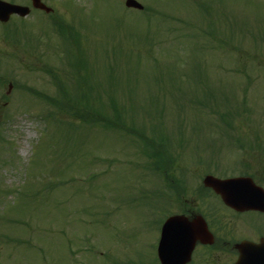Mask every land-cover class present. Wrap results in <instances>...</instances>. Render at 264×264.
<instances>
[{
    "label": "rangeland",
    "instance_id": "1",
    "mask_svg": "<svg viewBox=\"0 0 264 264\" xmlns=\"http://www.w3.org/2000/svg\"><path fill=\"white\" fill-rule=\"evenodd\" d=\"M136 1L150 13L123 0H44L51 13L32 9L0 24V264H155L156 219L185 199L203 208L212 195L203 194L204 176L235 168L222 167L233 158L234 127L264 146V0ZM60 24L80 42L89 106L101 101L108 113L114 99L136 135L168 137L165 173L143 166L140 141L122 126L74 122L81 128L70 135L48 127L38 95L55 94L52 75L67 88L78 79L67 60L78 48L60 37ZM174 176L179 187L169 193ZM220 257L196 252L191 264Z\"/></svg>",
    "mask_w": 264,
    "mask_h": 264
},
{
    "label": "flooded vegetation",
    "instance_id": "2",
    "mask_svg": "<svg viewBox=\"0 0 264 264\" xmlns=\"http://www.w3.org/2000/svg\"><path fill=\"white\" fill-rule=\"evenodd\" d=\"M236 150L242 153L238 163L232 172H223L220 177L244 180L241 184L243 186L238 189L240 200L255 201L261 204L264 199L261 192V190L264 191V146H244L237 147ZM244 152L250 153L254 161L250 162L246 159ZM202 198L205 201L203 208H199L197 200L193 199H185L181 204L173 205L175 206L173 214L184 216L189 221L202 217L212 235L210 245L196 242L190 261L193 260L196 252L203 255L211 250L219 253L221 257L218 261L222 264H234L243 255L244 251L240 250L239 246L242 243L249 242L264 247V211L260 209L262 205L256 209H245L243 206H228L214 194L211 196L208 194ZM217 212L220 216L216 219L214 216ZM200 264H203L201 259ZM207 264L216 263L210 261Z\"/></svg>",
    "mask_w": 264,
    "mask_h": 264
},
{
    "label": "trees",
    "instance_id": "3",
    "mask_svg": "<svg viewBox=\"0 0 264 264\" xmlns=\"http://www.w3.org/2000/svg\"><path fill=\"white\" fill-rule=\"evenodd\" d=\"M246 2L254 4L256 1L247 0ZM61 25L62 24H60V27L58 28L59 32L61 34H64L65 32L68 35H70L71 28L68 27V29H65V27L63 25L62 27ZM73 35L74 34H71L70 37H73ZM127 53L128 55H131V54L133 55V54H137L138 51H134L132 48H129L127 50ZM83 63H84V58L78 61L77 64L79 68L82 67ZM52 76L55 77L57 80L55 84H56L58 91L62 95V99L60 101L56 99H52L51 101H49L51 103L50 105L53 111L46 114L45 117L47 119L53 120V121L58 120L60 121V125L61 124L68 125V129L66 130L67 131L66 133H69L70 130L74 128V122L81 123L80 125L90 124L89 126H93L96 124H101L104 128L111 127L112 125L111 123H113V121L109 118V115L104 112L103 106H102L103 104L100 103V106H89L88 102L86 103L83 102L84 98L88 97V93H89L88 89L82 90L78 95L75 96L74 100H72V98L67 95V91L65 90V88L60 84L59 77L54 76V75ZM82 80H83V77H80V81ZM77 84L79 88H81L80 83L77 82ZM112 108L115 114L114 116L117 117V119H120L122 112L119 113L118 109L115 106H112ZM56 113H61L65 117L69 118L68 121H63L60 118H57ZM112 126H115V125H112ZM124 128L128 131L132 130L129 126H126V125L124 126ZM136 136L140 140V143L142 144V148L145 149V152L149 150L151 151L148 157L151 159H156V161L158 162L157 164L159 165V163L162 161L159 155H161L162 153L161 150L163 149L165 150L163 139L160 138L158 142L157 141L154 142L152 139H148L144 137L143 135H140V136L136 135ZM158 147H161V148L159 149ZM166 163L171 164L172 160L171 161L168 160ZM157 169L162 171L163 167L160 165V166H157ZM165 172L166 170H164V173Z\"/></svg>",
    "mask_w": 264,
    "mask_h": 264
},
{
    "label": "water",
    "instance_id": "4",
    "mask_svg": "<svg viewBox=\"0 0 264 264\" xmlns=\"http://www.w3.org/2000/svg\"><path fill=\"white\" fill-rule=\"evenodd\" d=\"M31 1H32L33 8L43 10L46 13L50 12V9L47 8L46 6H44L41 3V0H31ZM125 6L128 8H134V9H138V10L142 9V6L139 3H137L135 0H125ZM28 13H29V9L26 7L15 6V5H11V4L0 1V21H2V22H6L11 14H17L21 17H24ZM203 184L206 187H211L216 193L222 195V197L224 199H229V197L226 196L223 189L232 190L234 185H235L233 180L220 181V180H217V179H215L213 177H209V176L204 179ZM173 220H175V219L169 218L165 222V224L163 225V229H162V236H163V239H165V241L163 243V246H161V249L167 250V253H166L167 258H171V256H172L171 251L181 249L179 244L171 245V243L167 244V241H166V238L170 236V231H171L172 226L176 227V232L178 235L182 234L183 226L181 224L175 225ZM180 220H182V219H180ZM186 224L191 230L190 234H189L190 235L189 239L191 240V242H189V244L187 246V248H188L187 251H189L192 248L193 239L201 232V230H203V233H205L206 227L202 221L201 222H199V221L195 222L194 221V223H191V224L186 223ZM187 256L188 255L186 254V258H183L181 260L180 264H184L188 260ZM160 258H161L162 264H169L168 262H170V261L165 260L161 256V254H160Z\"/></svg>",
    "mask_w": 264,
    "mask_h": 264
}]
</instances>
